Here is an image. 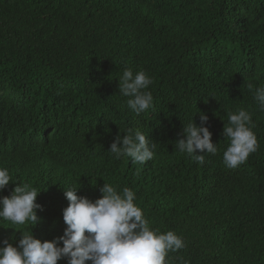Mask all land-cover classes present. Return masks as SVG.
Listing matches in <instances>:
<instances>
[{"label":"trees","instance_id":"trees-1","mask_svg":"<svg viewBox=\"0 0 264 264\" xmlns=\"http://www.w3.org/2000/svg\"><path fill=\"white\" fill-rule=\"evenodd\" d=\"M126 68L153 80L154 106L140 115L119 93ZM258 87L264 0H0V167L14 179L0 197L27 183L42 205L35 226L0 221V241L18 245L31 230L41 240L63 235L66 189L95 201L107 181L135 192L152 227L183 237L168 264H264ZM239 108L251 114L259 147L229 169L222 131ZM201 112L218 152L198 164L175 143ZM128 129L156 144L153 159L109 154Z\"/></svg>","mask_w":264,"mask_h":264},{"label":"clouds","instance_id":"clouds-1","mask_svg":"<svg viewBox=\"0 0 264 264\" xmlns=\"http://www.w3.org/2000/svg\"><path fill=\"white\" fill-rule=\"evenodd\" d=\"M152 83V78L143 70L134 73L126 68L119 76V93L128 98L127 107L136 115L154 106L152 92L148 90ZM254 99L260 110H264V87L255 89ZM208 119L201 112V123L185 125L183 138L175 143V150L191 156L198 164L205 163V153L216 155L218 152V144L212 141V132L206 126ZM253 128L252 116L247 110L228 112L222 131L229 141L222 157L227 168H237L257 151L259 145ZM155 148L156 144L150 143L140 129H128L126 135L115 137L108 151L115 159L129 157L133 163L143 165L154 158ZM13 180L8 169L0 167V191ZM78 189L65 191L69 204L63 210L66 225L63 235L41 240L34 237L32 230L31 233L22 231L18 245L4 238L0 241V264H58L62 258H67L68 264H168V254L186 246L176 232H162L151 226L135 203L136 194L131 188L118 191L106 181L100 187L102 196L95 201L78 196ZM40 191L27 183H18L10 196L0 197V221L13 225L31 222L35 226L40 219L36 210H42V205L36 202Z\"/></svg>","mask_w":264,"mask_h":264}]
</instances>
